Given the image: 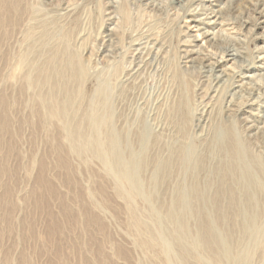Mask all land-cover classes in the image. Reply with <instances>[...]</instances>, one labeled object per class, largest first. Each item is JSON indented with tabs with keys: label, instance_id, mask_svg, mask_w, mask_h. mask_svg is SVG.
I'll return each instance as SVG.
<instances>
[{
	"label": "rangeland",
	"instance_id": "obj_1",
	"mask_svg": "<svg viewBox=\"0 0 264 264\" xmlns=\"http://www.w3.org/2000/svg\"><path fill=\"white\" fill-rule=\"evenodd\" d=\"M227 4L218 20L223 25H214L210 31L215 38L208 42L192 21L196 8L200 17L212 15L208 0H31L28 11L36 20L26 15L2 40L0 99L6 94L17 97L11 105L15 128L30 116L25 105L29 96L17 94L23 74L12 54L9 59V50L16 52L24 45L25 31L33 25L56 24L60 49L67 41L68 51L77 53L88 69L80 84L81 113L95 91L109 85L116 106L129 118L143 116L153 130L170 137L176 126L167 111L185 91L181 79H187L191 133L205 137L214 123L222 121L264 167V24H257L264 0ZM191 49L195 55L186 67ZM229 49L237 51L235 60L221 63L218 72L206 66L222 61ZM236 83L239 86L232 88ZM248 124L254 128L247 129ZM56 125L36 131L22 124L14 139L9 136V157L6 149L0 151V163L8 165L6 172L0 165V264H140L142 253L135 245L125 202L114 192L103 165L97 159L83 164L74 155L67 158L64 135ZM68 160L73 163L71 171ZM88 185L105 208L92 207L84 222L77 213L83 202H92L86 196ZM51 212L57 217L53 222ZM225 214V209L218 213ZM58 218L67 224L53 225ZM254 238L259 244L246 250L253 254L254 264H261L264 226ZM151 260L161 264L157 258Z\"/></svg>",
	"mask_w": 264,
	"mask_h": 264
},
{
	"label": "bare ground",
	"instance_id": "obj_2",
	"mask_svg": "<svg viewBox=\"0 0 264 264\" xmlns=\"http://www.w3.org/2000/svg\"><path fill=\"white\" fill-rule=\"evenodd\" d=\"M208 1L212 15L200 17V8H196L192 21L210 42L215 38L210 30L214 25H223L218 20L230 0ZM30 8L31 0H0V51L3 38L12 35L26 15L36 20ZM263 11L259 25L264 24ZM59 29L45 22L33 25L25 31L24 45L16 52L9 50V59L23 74L24 84L18 86L17 94L29 96L25 105L30 108V116L15 128L11 105L18 102L17 97H1L0 151L6 149L9 157V136L14 139L22 124L37 131L52 129L57 123L64 135L67 158L74 155L83 164L99 160L113 182L114 192L124 200L135 245L142 253L140 264H153L152 258L161 264H254L253 254L246 248L259 244L255 231L264 226V167L258 158L248 153L232 127L222 121L214 123L205 137L197 138L191 133L193 106L187 79H181L185 91L167 111L176 126L170 137L153 130L143 116L129 118L116 106L109 85L97 89L81 113L80 84L88 69L77 53L68 51L67 41L60 49L56 41ZM188 52L185 66L193 62L195 55L193 49ZM238 56L236 50L229 49L222 61H209L206 66L218 72L221 63ZM215 77L218 82L222 80V74ZM237 86L236 83L232 88ZM253 128L248 124L247 129ZM63 148L60 158L65 160ZM4 162L0 165L6 172L8 165ZM71 165L68 160L70 171ZM85 191L92 202H83L77 213L84 222L92 207L105 208L89 185ZM224 209L226 214L218 215ZM50 215L52 222L57 219L52 212ZM79 216L76 217L81 219ZM59 221L53 225L67 224ZM253 250L257 254L258 250ZM259 254L264 264V250Z\"/></svg>",
	"mask_w": 264,
	"mask_h": 264
}]
</instances>
